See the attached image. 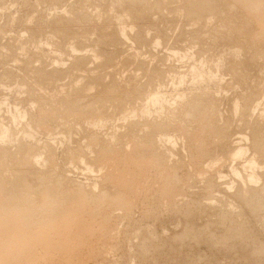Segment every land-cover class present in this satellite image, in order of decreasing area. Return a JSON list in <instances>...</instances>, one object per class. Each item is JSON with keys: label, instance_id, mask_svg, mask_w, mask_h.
<instances>
[{"label": "rangeland", "instance_id": "1", "mask_svg": "<svg viewBox=\"0 0 264 264\" xmlns=\"http://www.w3.org/2000/svg\"><path fill=\"white\" fill-rule=\"evenodd\" d=\"M245 2L0 0V233L27 237L0 236V264H264V0Z\"/></svg>", "mask_w": 264, "mask_h": 264}, {"label": "bare ground", "instance_id": "2", "mask_svg": "<svg viewBox=\"0 0 264 264\" xmlns=\"http://www.w3.org/2000/svg\"><path fill=\"white\" fill-rule=\"evenodd\" d=\"M236 1H237V0H236ZM248 1H251V0H248ZM248 1L246 0L245 3H247ZM257 1H260V0H257ZM254 2H255V1H254ZM249 3H250V2H249ZM260 3H261V2H260ZM253 4H254V3H253V1H252V3H251L250 5H253ZM256 4H257V3H255V5H256ZM250 5H249V6H250ZM247 6H248V4H247ZM252 7H254V6H251V8H252ZM249 9H250V8H249ZM252 9H253V8H252ZM252 9H251V10H252ZM254 11H256V8H255ZM259 12H263V13H264V11H259ZM259 12H258V13H259ZM259 15H261V14H259ZM259 17H260V16H259ZM262 17L264 18V16H262ZM262 17H261V18H262ZM107 92H108V91H107ZM107 92H106V94L109 93V92H108V93H107ZM104 95H105V94H104ZM107 96H108V95H107ZM98 101H99V100H98ZM98 101H97V102H98ZM99 103H100V101H99ZM101 103H102V102H101ZM97 104H98V103H97ZM86 105H87V104H86ZM89 105H90V104H89ZM103 105H104V103H103ZM193 111H194V110H193ZM258 138H259V136H257V140L261 141V139H260V138L258 139ZM21 173H22V172H21ZM18 175H19V174H18ZM12 185H13V184H12ZM17 186H19V185H17ZM17 186H16V187H17ZM39 186H40V185H39ZM50 188H51V187H50ZM9 189L11 190L12 188L9 187ZM16 189H17V188H16ZM13 190H14V192H13ZM22 190H23V189H22ZM6 191H8V190H6ZM9 192H12V193L17 192V193H18L19 190L16 191L15 189H12V190L9 191ZM3 193H4V191H3ZM12 193H7V194H10V195H11V196H10V195H7V197L10 196V198H13V197H12V196H13ZM5 194H6V192H5ZM20 194H21V193H19V195H20ZM46 194H48V196L50 197V195H49L50 192H49V193L47 192ZM3 195H4V194H3ZM14 195H15V194H14ZM17 195H18V194H17ZM15 196H16V195H15ZM43 196H45V194H44ZM46 196H47V195H46ZM52 196H53V195H52ZM55 196H56V195H55ZM19 197L22 199V196H19ZM5 198H6V197H5ZM10 198H7V199L10 200ZM20 198L18 199V198L16 197L15 201H16L17 199L20 200ZM47 198H48V197H46V199H47ZM52 198H53V197L48 198V199L52 200ZM54 198H55V197H54ZM11 200H13V199H11ZM18 200H17L16 202H19V203L22 202V201H18ZM50 200H47V201L50 202ZM15 201H14V202H15ZM25 201H26V200H25ZM29 201H30V200H29ZM55 201H56V199H54V201L52 202V203H53L52 205H55V204H56V203L54 204ZM58 201H59V200H58ZM4 202H5V203H9V202H10V205H12V204H11L12 201H9V202L4 201ZM5 203H4V204H5ZM45 203H46V201H45ZM45 203H44V204H45ZM25 204H26V203H24V206H25ZM44 204H43V205H44ZM58 204H59V203H58ZM19 205L21 206V205H23V204L20 203ZM52 205H51V206H52ZM13 206H15V205L13 204ZM17 206H18V204H17ZM20 206H19V207H20ZM41 206H42V205H40V207H41ZM46 206H47V203H46V205H45L44 207H46ZM48 206H50L49 203H48ZM48 206H47V207H48ZM51 206H50V208H52V209H51L52 212H54L53 210L56 209V208L58 207L57 204H56L55 206H52V207H51ZM5 207H6V206H5ZM25 207H26V208H25ZM25 207L22 206V211H24L23 208L26 209V210L24 211V214H23V215H26L29 211H33V209H32V210L27 209L28 205L25 206ZM30 207L33 208L32 206H29L28 208H30ZM38 207H39V206H38ZM40 207H39V208H40ZM47 207H46L45 209H44L43 207H41V212H43L44 210H45V211H44V213H43V214H44L43 217H40V216L38 217V218H39V221H40V218H44V219H46V220H47V218H50V217H48V216H51V215H50L51 212L49 211L50 214L47 213V211L50 210L49 208L47 209ZM14 208H15V207H14ZM42 208H43V210H42ZM53 208H54V209H53ZM4 209L6 210L7 207L4 208ZM20 209H21V208H20ZM46 209H47V211H46ZM56 210H57V209H56ZM56 210H55V212L57 213L58 211H56ZM3 211H4V210H3ZM16 211H17V209H16ZM18 211H19V210H18ZM26 211H27V213H25ZM39 211H40V210H39ZM59 211H60V210H59ZM1 212H2V211H1ZM41 212H40V214H41ZM45 212H46V213H45ZM61 212H62V211H61ZM61 212H59V213H60L59 215L62 216ZM4 213L7 214V213H8L7 210H6V212L4 211ZM4 213L2 212L0 215H2V216L5 215L4 217H6V214H4ZM56 213H52V214L55 215ZM9 214H10V213H9ZM28 214H31V212L28 213ZM35 214H36V212H35ZM45 214H48V215L46 216ZM57 214H58V213H57ZM7 215H8V214H7ZM11 215H12V214H11ZM11 215H10V216H11ZM18 215L20 216V214H18ZM41 215H42V214H41ZM64 215H65V214H64ZM64 215H63V216H64ZM28 216L30 217V215H28ZM31 216H32V215H31ZM52 216H53V215H52ZM63 216H62V217H63ZM22 217H24V216H22ZM22 217H21V219H25V218H22ZM26 217H27V216H26ZM32 217H33V216H32ZM32 217H30V218H31V219H33V218H37V217H35V216H34L33 218H32ZM45 217H47V218H45ZM54 217H55V216H54ZM54 217H51V218L55 219ZM30 218H29V219L27 218V220H30ZM38 218L36 219L37 221H38ZM44 219H43V220H44ZM36 220H35V221H36ZM43 220L40 221V223L46 221V220H44V221H43ZM48 220H49V219H48ZM51 220H52V219H51ZM51 220H50V221H51ZM23 221H25V220H22L21 222H20V220H19V221L16 220V222H15V220H14V223L19 222L20 225H24V222H23ZM30 221H31V220H30ZM32 221L34 222V220H32ZM37 221H36V222H37ZM39 221H38V222H39ZM50 221H49V223L52 222V221H51V222H50ZM53 221H54V220H53ZM2 222H3V221H2ZM22 222H23V224H21ZM27 223H28V222H26L25 224H27ZM46 223L49 225V223H48L47 221H46ZM46 223H41V225L45 226ZM7 224H8V223H7ZM7 224H6V226H7ZM9 224H11V223H9ZM17 224H18V223H17ZM28 224H30V222H29ZM34 224H35V222H34ZM36 224H37V223H36ZM38 224H39V223H38ZM47 224H46V225H47ZM54 224H55V223H54ZM12 225H13V224H12ZM15 225H16V224H15ZM20 225H18V226H20ZM30 225H33V224H30ZM4 226H5V225H4ZM6 226H5V228H6ZM9 226H10V225H9ZM9 226H7V228H10ZM26 226H27V225H26ZM0 227H1V226H0ZM12 227H13V226H12ZM16 227H17V226H16ZM29 227H30V226H29ZM29 227L27 226L26 228H24L23 226H21L20 229L23 228V229L25 230V229H28ZM40 227H41V226H40ZM5 228H4V230H5ZM42 228H43V227H42ZM45 228H46V226H45ZM0 229H1V228H0ZM12 229H14V227H13ZM17 229H18V228H15L14 230L17 231ZM23 229L20 230V231H17V232L24 231ZM1 230H3V229H1ZM18 230H19V229H18ZM45 230H46V229H45ZM8 231H10V230H8ZM1 232H3V231H1ZM4 232H6V231H4ZM14 232H15V231H14ZM7 233H9V232H7ZM7 233H6V234H7ZM10 233L12 234L11 231H10ZM11 234H7V235H8V238H7V237H6L7 235H5L4 233H2V234L0 233V236L5 235V238H4V236H2L3 239H6V238H7V240H10L11 238H13V236L15 237V238H14L15 240L11 239V240H12V241L10 240L11 242H9V241L6 240V242H8V243H6V242H5L6 244L4 243V247H5V246H7V247H8V246H9V247L13 246V248L11 247L12 249L8 247V248L11 249V250L15 249V247H16L17 245H21L22 243H20V242H22V241H26V240H27V237H25V236L19 235V238H20V240H19V238L15 236V233H13V234H14L13 236H11ZM21 234H22V233H21ZM23 235H24V234H23ZM40 235H41V234H40ZM43 235H44V234H43ZM58 235H59V234H58ZM20 236H22V237H20ZM41 236H42V235H41ZM0 238H1V237H0ZM41 238L44 239L45 237H41ZM41 238H40V240H41ZM25 239H26V240H25ZM28 239H29V238H28ZM1 240H2V239H0V244L2 243ZM45 240L48 242V239H45ZM45 240H44V241H45ZM3 241H5V240H3ZM29 241H30V240H28V242H29ZM50 242H51V241H50ZM24 243H27V242H24ZM48 243H49V242H48ZM0 248H2V245H0ZM8 248H7V249H8ZM17 248H18V246H17ZM17 250L21 251L19 248H18ZM7 252H8V251H7ZM18 256H19V255H18Z\"/></svg>", "mask_w": 264, "mask_h": 264}]
</instances>
